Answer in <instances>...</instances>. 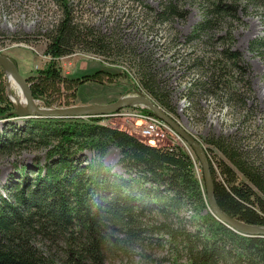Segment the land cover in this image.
<instances>
[{
  "label": "trees",
  "instance_id": "1",
  "mask_svg": "<svg viewBox=\"0 0 264 264\" xmlns=\"http://www.w3.org/2000/svg\"><path fill=\"white\" fill-rule=\"evenodd\" d=\"M200 4L202 19L189 38L221 32L218 40L223 47L194 60L199 75L189 80L184 96L197 111L198 99L211 96L248 115L250 82L242 53L233 49L232 25L247 8L260 10L262 34L247 48L264 60V0ZM175 5L161 4L158 18H182L184 13ZM44 36L43 53L49 61L24 77L33 99L43 106L72 105L77 89L86 83L126 84L129 91L145 92L177 119L172 90L149 58L135 50L122 51L119 41L75 20L68 7ZM77 49L105 57L116 51L132 55L135 75L103 65L63 75L55 61ZM142 110L151 113L146 107ZM100 119L21 117L7 96L0 68V155L43 152L30 167L21 164L5 184L7 196L0 195V264H106L128 259L135 251L146 260L151 259L146 246L153 242L162 251L156 264H264V237L234 231L209 209L202 174L197 175L200 164L189 148L149 145L125 129L99 123ZM202 144L219 209L245 224L264 227L263 163L253 161L232 135L211 133L202 137ZM111 148L118 151L122 174L104 163ZM214 151L222 157L216 166L210 156Z\"/></svg>",
  "mask_w": 264,
  "mask_h": 264
},
{
  "label": "rangeland",
  "instance_id": "2",
  "mask_svg": "<svg viewBox=\"0 0 264 264\" xmlns=\"http://www.w3.org/2000/svg\"><path fill=\"white\" fill-rule=\"evenodd\" d=\"M169 1H174L177 11H182L184 16L182 18L172 16L168 21H161L156 12L160 10L161 4L169 3ZM65 6L78 22L119 41L123 45L122 51L135 50L137 54L149 58L152 65L163 73V77L172 90L178 116L174 119L201 143L202 137L211 133L232 135L242 148L248 150L250 158L258 165L263 163L264 168V60L248 51L247 48L251 39L262 34L260 10L254 7L247 8L245 12L239 13L238 23L232 25L233 49L242 53L245 78L249 80L251 88L247 102L251 111L245 115L244 109L237 106L230 107L225 103V99L218 101L211 96L198 99V107L201 109L197 111L184 96L189 80L199 75L198 69L193 67L199 66L194 60L209 56L223 47L221 44L223 41L218 40L221 32H205L201 34V38H189L202 19L200 0H0V53L16 61L19 65L17 69L23 78L30 70L41 69L49 61V57L43 53L44 35L57 23ZM116 52L105 57L77 49L70 55L58 58L55 62L63 75L90 71L95 67L112 66L111 68L126 69L131 76H134L136 64L134 57L127 53L116 54ZM0 68L4 71L2 65ZM4 78L7 83L5 72ZM129 87L130 85L126 84L106 86L86 83L77 89L72 105L111 104L135 93L145 94L143 91L133 89L129 91ZM6 89L8 96L10 91L7 87ZM12 93L14 94V91ZM36 104L46 108L41 101L36 100ZM61 107L65 106L53 105L47 108ZM137 108L143 107L141 105L126 106L106 114L107 116L102 119L104 121L98 122L125 129L142 140L143 138H139L137 132L129 128L138 121L123 114ZM196 118H203V120L199 122ZM142 141L146 142L145 139ZM148 144L154 146L179 144L189 147L181 138L174 143L164 140ZM42 155L41 150H22L0 155V195L7 196L5 184L14 178L21 164H27L30 167L32 160ZM85 155L88 158L91 157L90 152H85ZM210 156L214 166H216V160L222 158L217 151ZM118 157V151L111 148L103 160L112 171L122 174L117 164ZM200 168L197 166L198 177L202 174ZM154 247V242L146 246L145 252H148L151 259L142 260L135 251L134 255L128 259L111 260L106 264H156L157 257L161 256L162 251Z\"/></svg>",
  "mask_w": 264,
  "mask_h": 264
},
{
  "label": "water",
  "instance_id": "3",
  "mask_svg": "<svg viewBox=\"0 0 264 264\" xmlns=\"http://www.w3.org/2000/svg\"><path fill=\"white\" fill-rule=\"evenodd\" d=\"M0 65H2L5 73L7 70L11 71L24 91L26 95L27 105H32L33 110H17L19 114L24 117L30 116H59V117H78L81 115H93V114H108L118 111L125 106H132L134 104H144L152 112H154L160 119L166 122L182 139L183 142L188 144V148L192 150L194 155L199 161L202 169V175L204 179V186L208 201V206L213 214L222 222L229 225L232 229L238 233L244 235H255L264 237V227L245 224L235 218H231L224 214L216 204L213 195V182L209 168L208 158L205 152V148L202 143L191 133H189L178 121L174 120L167 112L160 108L151 98L145 94H136L120 98L119 100L111 104H87V105H71L61 108H39L35 105V100L31 95L29 84H27L25 78L21 76L16 65L13 61L0 53ZM10 97V94L8 93ZM11 98V97H10Z\"/></svg>",
  "mask_w": 264,
  "mask_h": 264
},
{
  "label": "built area",
  "instance_id": "4",
  "mask_svg": "<svg viewBox=\"0 0 264 264\" xmlns=\"http://www.w3.org/2000/svg\"><path fill=\"white\" fill-rule=\"evenodd\" d=\"M136 110L125 114L128 118L137 119L138 123L130 126L131 130L146 136V140H154L155 143L168 140L171 143L176 142L179 138L170 129V127L154 114L142 111L140 114ZM173 140V141H172Z\"/></svg>",
  "mask_w": 264,
  "mask_h": 264
},
{
  "label": "bare ground",
  "instance_id": "5",
  "mask_svg": "<svg viewBox=\"0 0 264 264\" xmlns=\"http://www.w3.org/2000/svg\"><path fill=\"white\" fill-rule=\"evenodd\" d=\"M13 61V60H12ZM14 63V61H13ZM15 64V63H14ZM5 72V71H4ZM6 78H7V85L6 87L8 88V90L10 91L9 94H10V100L12 101V103L16 106V112L17 110H33V106L32 105H27V101H26V95L24 93V91L22 90V88L20 87V85L18 84V82L16 81L13 73L9 70L6 71ZM28 84V83H27ZM12 91H14V94L12 93ZM138 93H135L133 95H136ZM35 100V99H34ZM35 105L37 106L36 104V100H35ZM137 105H141L143 108L146 107L144 104H134L132 106H137ZM71 106V105H69ZM39 107V106H37ZM126 107V106H125ZM18 108V109H17ZM39 108H43V107H39ZM47 108V107H46ZM149 109V108H148ZM150 110V109H149ZM142 108H137L136 110V113L140 114L142 112ZM151 111V110H150ZM152 112V111H151ZM18 113V112H17ZM130 112H125L123 114H128ZM154 113V112H153ZM19 114V113H18ZM152 114V113H151ZM155 114V113H154ZM21 117H24L22 116L21 114H19ZM108 115V114H107ZM106 114H93V115H81V116H102V119L103 117L107 116ZM170 115V114H169ZM171 116V115H170ZM30 117H35V116H30ZM52 117H59V116H52ZM64 117H68V116H64ZM73 117V116H72ZM172 117V116H171ZM173 118V117H172ZM100 119L99 122H102L104 120ZM174 119V118H173ZM133 120H137L135 118H133ZM162 120V119H161ZM175 120V119H174ZM163 121V120H162ZM177 121V120H176ZM164 122V121H163ZM105 123V122H104ZM166 123V122H165ZM167 124V123H166ZM168 125V124H167ZM169 126V125H168ZM170 127V126H169ZM130 128V127H129ZM171 128V127H170ZM131 130V129H130ZM171 130L177 135V133L171 128ZM136 132V131H135ZM138 135L139 138H143L146 140V136L144 135H140L138 132L136 133ZM135 136V135H134ZM178 136V135H177ZM178 138H180L178 136ZM142 139V140H143ZM179 140V139H178ZM154 142V140H146V143H152ZM202 170V169H201ZM212 177V176H211ZM202 179H203V175H202ZM212 182H213V179H212ZM203 183H204V179H203ZM205 187V186H204ZM207 198V196H206ZM208 203V201H207ZM249 236H255V235H249ZM260 237V236H259Z\"/></svg>",
  "mask_w": 264,
  "mask_h": 264
}]
</instances>
